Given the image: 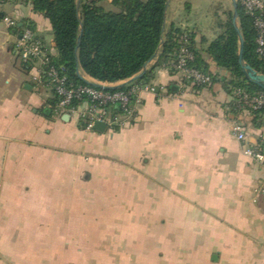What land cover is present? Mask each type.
I'll return each instance as SVG.
<instances>
[{"label":"crops","instance_id":"crops-1","mask_svg":"<svg viewBox=\"0 0 264 264\" xmlns=\"http://www.w3.org/2000/svg\"><path fill=\"white\" fill-rule=\"evenodd\" d=\"M175 1L166 29L190 31ZM2 15L57 56L52 26L31 3L6 0ZM14 33L1 26L0 264H264V164L244 154L264 152V115L232 105L230 73L206 52L215 30L195 37L212 85L183 87L159 52L147 65L156 92L131 124L105 132L54 111ZM80 75L105 88L130 81ZM237 119L246 143L233 134Z\"/></svg>","mask_w":264,"mask_h":264},{"label":"trees","instance_id":"trees-1","mask_svg":"<svg viewBox=\"0 0 264 264\" xmlns=\"http://www.w3.org/2000/svg\"><path fill=\"white\" fill-rule=\"evenodd\" d=\"M36 13L49 20L54 34L57 56L52 65L74 85L88 84L80 71L101 83L131 80L157 58L164 65L171 61L181 47L182 29H166L168 0H25ZM243 0H237L240 32L244 40L243 61L258 74L264 75V58L256 53V31L253 20L245 12ZM233 15L223 32L208 46L206 52L221 69L230 73L226 88L230 95L237 88L251 93H264V88L249 81L240 62V39ZM17 25L14 32L20 34ZM189 33L190 31L187 30ZM196 65L206 71L208 64L195 49ZM154 69L146 71L136 83H151ZM94 86V85H93ZM125 89L121 87L118 90ZM259 115V114H255Z\"/></svg>","mask_w":264,"mask_h":264},{"label":"built area","instance_id":"built-area-1","mask_svg":"<svg viewBox=\"0 0 264 264\" xmlns=\"http://www.w3.org/2000/svg\"><path fill=\"white\" fill-rule=\"evenodd\" d=\"M5 1L0 0V29L5 25L14 31L17 27L16 21L1 16ZM242 5L253 20L256 53L259 58H264V0H243ZM183 32L180 49L164 67L172 76H179L185 88L212 85L214 75L196 65V53L190 43L191 35L185 29ZM14 34L18 35L16 32ZM17 50L21 60L34 69V81L38 85L47 86L53 92L54 111L75 116L81 127L87 131L94 130L97 123L105 124L110 131L126 127L137 118L143 95L156 92L155 86L150 83L134 82L125 89L115 91L101 89L90 83L77 86L69 83L67 77L52 65L51 54L30 29H24L19 34ZM231 102L241 115H264V93H251L237 88L232 91ZM232 131L239 142H247L241 120L234 121ZM244 154L254 162L264 164V152L261 148L246 147Z\"/></svg>","mask_w":264,"mask_h":264},{"label":"rangeland","instance_id":"rangeland-1","mask_svg":"<svg viewBox=\"0 0 264 264\" xmlns=\"http://www.w3.org/2000/svg\"><path fill=\"white\" fill-rule=\"evenodd\" d=\"M177 1H175L172 6V13L174 11V6L178 5L179 10L184 12L182 13L183 16H185L184 18H186V20H188L187 22L191 25L190 33H194L195 37L196 35L201 37L202 33L208 35L209 30H215L216 36L218 37L223 32V30L220 28V25L224 26L226 23H228L229 15L231 13L234 14V6L232 0ZM237 26L238 28H240L239 19L237 20ZM206 37L209 41L208 36Z\"/></svg>","mask_w":264,"mask_h":264},{"label":"water","instance_id":"water-1","mask_svg":"<svg viewBox=\"0 0 264 264\" xmlns=\"http://www.w3.org/2000/svg\"><path fill=\"white\" fill-rule=\"evenodd\" d=\"M171 0H168V3H167V9L169 7V4H170ZM233 2V6H234V15H233V21H234V25L238 31V35H239V39H240V55H239V58H240V62L242 64V68L245 72V75H246V78L255 83V84H258L260 85L261 87L264 88V75H261V74H258L256 71H254L250 66H248L247 64L244 63L243 61V54H244V40H243V37H242V34L237 26V20L239 19V14H238V5H237V1L236 0H232ZM80 0H78V8H80ZM166 15H167V10H166ZM1 16L3 17V15L1 14ZM160 54L158 53V56ZM157 56V57H158ZM147 71V67H145V69L143 70V72L139 75H137L136 77H134L133 79H131L130 81H128V83L124 86H121V87H126L138 80H140L146 73ZM98 88H101V89H105V90H111V91H115V90H118L119 88L121 87H118V88H105V87H101V86H98V85H94ZM94 129L96 131H99V132H105L106 131V125L105 124H101V123H97L94 127Z\"/></svg>","mask_w":264,"mask_h":264}]
</instances>
